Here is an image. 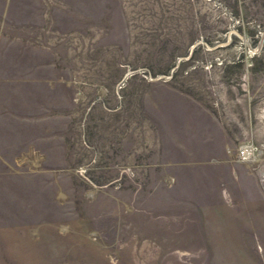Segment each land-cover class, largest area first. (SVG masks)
<instances>
[{"label": "rangeland", "instance_id": "rangeland-1", "mask_svg": "<svg viewBox=\"0 0 264 264\" xmlns=\"http://www.w3.org/2000/svg\"><path fill=\"white\" fill-rule=\"evenodd\" d=\"M0 264H264V0H0Z\"/></svg>", "mask_w": 264, "mask_h": 264}, {"label": "built area", "instance_id": "built-area-1", "mask_svg": "<svg viewBox=\"0 0 264 264\" xmlns=\"http://www.w3.org/2000/svg\"><path fill=\"white\" fill-rule=\"evenodd\" d=\"M252 152H253V147L251 145L245 144L240 147L239 156L243 159H246L250 155H252Z\"/></svg>", "mask_w": 264, "mask_h": 264}, {"label": "crops", "instance_id": "crops-1", "mask_svg": "<svg viewBox=\"0 0 264 264\" xmlns=\"http://www.w3.org/2000/svg\"><path fill=\"white\" fill-rule=\"evenodd\" d=\"M66 235H68V233H62V232L56 233V237H58V239L61 238L60 240L66 239ZM60 240L56 241V243L58 244V243L61 242L60 245H64V243L62 241H60Z\"/></svg>", "mask_w": 264, "mask_h": 264}]
</instances>
